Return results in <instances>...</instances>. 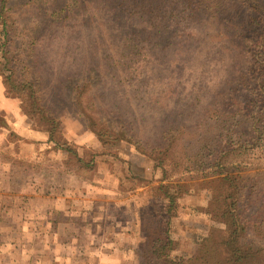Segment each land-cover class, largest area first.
<instances>
[{
  "label": "trees",
  "instance_id": "trees-1",
  "mask_svg": "<svg viewBox=\"0 0 264 264\" xmlns=\"http://www.w3.org/2000/svg\"><path fill=\"white\" fill-rule=\"evenodd\" d=\"M26 2V11L31 13L33 21L29 28L23 26L19 29L21 41L12 44L11 50L8 47L11 26L7 22L10 9L5 6L6 0H0V54L6 63L3 65L8 70L12 68V74H1L7 93V88L26 91L28 105L23 107V112L29 115L34 111L43 116L46 141L53 145L54 150L75 157L83 165L91 163L84 162L69 141L56 136L58 120L50 115L52 109L40 102V90L34 77L36 72L23 76L15 72V67L17 62L20 63L18 55H22L25 41H29V49H33L40 37L44 35L50 38L65 31L63 28L69 26L70 19H74L80 25L78 31L84 30L86 25L91 27L92 40L88 42L89 48H84L86 53L82 55L80 63L83 68L65 75L69 80L68 92L66 99L60 100L58 105L68 107V111L78 117L85 129L101 143L128 142L136 152L154 159L156 165H161L162 157L170 153L176 160L175 167L183 168L184 172L198 171L201 164L207 167L203 169H206L205 176L209 179L203 181L206 184L201 188L206 191L208 199L206 206L200 210H204L208 220L220 223L222 227L209 223L207 233L193 256L185 263L180 262L182 259L171 261L167 254L172 244L168 231L170 219L176 213L175 196L186 191L190 184L160 182L162 197L152 203L156 217L154 226L144 217L141 219L140 228L145 235L138 245L139 263L264 264V5L256 0H244L245 4L250 3L247 4L248 10L255 14L249 13L246 18L247 26L256 35L254 42L251 40L247 45L244 35L249 28L246 32L243 25L236 23L238 14L234 13V9H229L223 0ZM190 27H204L203 33L208 32L206 28L210 27L211 32L207 35H222L226 53L231 58V70L237 71L240 57L250 54L245 73L238 78L235 75L227 78L225 87L215 90L213 96H209V101L200 105V114H227L225 118L216 116L221 124L217 132L212 136L189 134L184 124L173 117L166 125L161 124L164 128L160 132L145 136L135 129L132 119L106 115L148 114L139 104L150 98L151 91L155 89L154 83H161L164 78L158 73L150 76L140 68L151 65L150 68L165 72L163 75L167 74L166 79L171 80L175 75L166 72L172 73L175 63L186 60L188 56L190 59L194 55L206 54L203 41L206 42L207 38L190 31ZM17 28H13L12 23V34L18 31ZM171 53H178L177 62L172 63ZM180 66L184 67V64ZM23 68L27 69L28 66L24 65ZM137 68L139 71L135 72ZM182 77L178 75L176 79ZM253 77L255 82L252 81ZM93 83L101 89L95 90ZM240 84L246 86L247 94L235 97ZM203 90L204 85L200 80L192 89L195 102L191 106L192 111L196 110L202 95L207 93ZM57 94H62L60 88ZM185 111L184 106L178 109L164 106L162 112L184 114ZM181 130L185 135L179 134ZM9 131L13 135L14 131ZM186 137L192 138L189 141ZM191 139L195 144L188 149ZM232 154H235L233 158L242 157L241 160L228 162L227 157ZM253 165H258L254 174H246L244 170ZM210 178L220 180L225 185L223 190L218 192L211 187L208 183L213 180Z\"/></svg>",
  "mask_w": 264,
  "mask_h": 264
},
{
  "label": "rangeland",
  "instance_id": "rangeland-1",
  "mask_svg": "<svg viewBox=\"0 0 264 264\" xmlns=\"http://www.w3.org/2000/svg\"><path fill=\"white\" fill-rule=\"evenodd\" d=\"M245 1L249 2L250 0ZM256 1L264 5V0ZM223 2L229 9H234V13L238 14L236 23L243 25L247 32L249 25L247 26L246 18H248L249 13L255 15L252 10H248L247 4L250 3L245 4L244 0H223ZM25 3L27 4L26 0H6L5 3L6 8L10 9L7 14V22L11 26V32H9L11 41L8 45L11 50L12 44L21 41L22 37L18 35L19 29L23 26L29 28L31 21H33L31 13L26 11L27 5ZM30 8L28 7V9ZM13 17L17 18L13 20ZM12 23L13 28L18 27V31L13 34ZM79 27L77 21L70 19L69 26L63 28L65 31L50 38L43 35L33 49H29V41H25V47L21 50L22 55H18L20 63L17 62L15 72H19L23 76L32 74L33 71L36 72L35 75L33 72V75L36 78L37 88L40 90L38 92L40 102L47 104L52 109L50 115L58 120L56 136L60 135L69 141L84 162L91 161L88 166L83 165L82 162L79 163L73 156H67L61 150H54L50 143L43 145L37 141L32 144L28 142L30 136L35 140L38 138H36L35 133L23 131V128L35 132L43 130L45 120L41 114L34 111L29 115L23 112V107L28 105V97L24 89L7 88L9 91L7 93L4 77L1 73L10 72L12 74V68L8 70L3 65L6 63L0 54V264H12V254L17 253L16 248L12 247V229H15V226L24 220L27 212L25 208H29L30 202L21 194L25 195L23 191L27 190L26 186L33 189L31 184H26L27 181L33 179L37 180L34 181L35 184L32 183L33 186L39 187L42 193L47 189L48 192H57L58 194H60V187L63 185L78 189L82 188L83 181L91 180L93 182L96 187L94 188L96 189L95 195L100 198L103 206L104 216L100 222L102 227L107 230L105 236L107 238L112 236L113 230L116 229L126 230L124 224L130 228L128 230L129 241L122 246V252L111 249L110 253L116 255V260H112L110 264H140L138 245L145 235L140 228V224L142 227L141 219L144 217L151 226H154L156 217L152 211L154 208L152 203L159 201L162 197V190L159 188L160 182L171 185L177 183L190 184L186 191L176 193V213L170 219L168 231V236L172 242L167 250L169 258L173 262L182 259L180 262L185 263L188 258L193 256L203 236L207 233L209 223L216 227H222L220 223L208 220V215L205 214L204 210H200L206 206L208 199L206 191L202 189L206 184L203 181L209 179L205 176L206 169H203L207 167L201 164L198 171L184 172L183 168L175 167L174 162L176 160L169 155L170 153L166 157H162L161 165H156L154 159L136 152L128 142H96L87 133L88 130H84V124L80 119L68 111V107L58 105L60 100L66 99L65 94L68 92L69 80L66 79L65 75L67 72H76L78 68L79 70L83 68V66L80 67V63L82 62V55L86 53L84 48L88 49V42L92 40L91 27L86 25L84 30L78 31ZM204 29V27H190L189 30L198 32L202 37L207 38L208 43H206L207 40L206 42L203 41L206 54L204 56L194 55L190 59L188 56L186 60L177 62L178 53H171L172 63L177 62L173 66L174 71H171L172 73L166 72L175 75H170L173 77H169L171 80L166 79L167 74L163 75L165 72H157L150 68L151 65L140 68L142 72L144 71L150 76L158 73L164 78L161 83H157V81L154 83L155 89L151 91L150 98L145 100L143 104H139L140 108L145 109L148 114L106 115L110 118L122 116L132 119L136 126L135 129L139 134H145V136H152L160 132L164 128L161 124L166 125L174 118L184 124L189 134L214 135L217 129L221 127L216 116H218L217 118H225L227 114H215L216 116L214 114H200L201 106L209 101V96H213L215 90L225 87L227 78L233 75L238 78L245 73V66H247L250 54H244L240 57L237 71L231 70V58L226 53V43L222 42V35H216V33L207 35L211 32V28H206L208 32L203 33ZM255 37L256 35L249 28V32L244 35L247 45L251 43V40L254 42ZM140 64L142 65L143 62ZM181 64H184V67L180 66ZM24 65H27L28 68H23ZM241 70L242 72H240ZM137 71H139L138 68L135 72ZM178 75L183 77L176 79ZM200 80L204 85L203 91H207V93L202 95L201 100L196 105V110L192 111L191 106L195 104L192 99V89ZM252 81H256L254 77ZM93 85L95 84L93 83ZM59 88L62 92L60 96L57 94ZM97 88L101 89L95 85L94 89ZM169 88H171L170 92ZM245 89L246 86L240 84L235 97L242 93L246 95ZM164 106L173 109L184 106L187 111L184 114H163ZM161 107L163 109H160ZM151 112L156 114H149ZM12 122L15 123L13 124L15 127L13 135L9 133V130H12ZM17 132H22V135ZM182 133L185 135L183 131L179 134ZM32 138L30 139L34 141ZM186 138L190 141L192 137ZM194 144L191 139V146H188V149ZM32 147L36 149H32ZM132 150L136 153H133ZM235 154L227 157L228 162L241 160L242 157L240 156L233 158ZM257 166L253 165L244 172L250 175L254 174ZM68 171L70 172L67 173ZM162 178L164 179L162 180ZM211 180L213 181L208 184L218 192L225 187L220 180L214 178ZM168 189L173 191V189ZM36 206H39L38 200L33 201V208ZM58 216L55 215V217ZM75 222L80 223L77 220ZM111 222H114L112 229L108 228ZM85 238L91 237L88 238L86 234ZM35 245L34 249L36 250L39 248V244ZM108 250L109 248L105 250L102 248L99 256L107 255ZM32 257L35 260L40 259L41 256L33 254ZM86 264L109 263L96 260Z\"/></svg>",
  "mask_w": 264,
  "mask_h": 264
},
{
  "label": "crops",
  "instance_id": "crops-1",
  "mask_svg": "<svg viewBox=\"0 0 264 264\" xmlns=\"http://www.w3.org/2000/svg\"><path fill=\"white\" fill-rule=\"evenodd\" d=\"M13 124L15 123L12 122V130L15 129ZM23 131L35 133L38 138L35 140L30 136L34 139L33 141L29 138L30 144L36 143L35 141L47 144V136L43 130L35 132L23 128ZM17 133L22 135V132ZM87 133L98 142L90 131ZM132 152L136 153L133 150ZM34 181L37 180L26 182L31 184L33 189L26 186L27 190H22L25 193L24 196L21 194L22 197L29 199L30 204L29 208H25L28 213H25L22 223L12 229V247L16 248L17 252L12 254V264H86L96 260L110 264L112 260H116V255L110 251L112 249L122 252V246L129 241L130 228L124 224L126 230L116 229L113 230L112 236H105L107 230L100 222L104 216L103 206L100 198L95 195L96 187L91 180L83 181L82 188L78 189L63 185L60 187V194L48 192L47 189L42 193L39 187L33 186ZM34 200L39 203L35 208ZM113 224L114 222H111L108 228L112 229ZM86 234L91 238L86 239ZM35 244H39V250L34 249ZM102 248H109L107 255L99 256ZM33 254L41 256L40 259L34 260Z\"/></svg>",
  "mask_w": 264,
  "mask_h": 264
}]
</instances>
